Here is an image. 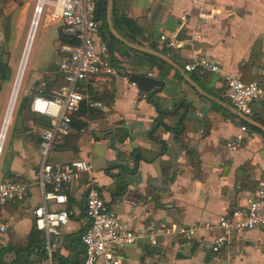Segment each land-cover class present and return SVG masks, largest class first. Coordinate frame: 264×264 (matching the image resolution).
<instances>
[{
	"label": "crops",
	"instance_id": "0c3cea01",
	"mask_svg": "<svg viewBox=\"0 0 264 264\" xmlns=\"http://www.w3.org/2000/svg\"><path fill=\"white\" fill-rule=\"evenodd\" d=\"M125 1L128 17L140 20L142 32L137 40L144 47L156 46L161 54L167 52L163 55L214 100L199 93L170 65L172 69L160 70L149 65L140 52L116 45L108 59L112 71L103 69L88 84L92 100L101 107L83 103L88 113L75 115L71 134L57 141L49 157L55 167L77 160L88 161L93 167L80 181L64 187L70 220L58 239L56 260L60 264H84L81 235L88 224L85 185L90 179L110 207L120 205L121 222L138 233L161 226L217 225L219 217L245 209L255 197L259 181L264 180V133L249 128L254 134L245 136L238 151L231 150L228 145L244 120L225 97L223 77L185 71L195 58L205 57L225 73L264 87V0H211L204 7L195 4L199 0ZM162 36L175 40L177 47L169 49ZM60 46L59 42V51ZM59 53L60 65L64 56ZM50 57L44 70L32 76L24 96L31 94L36 82L51 77L56 63ZM127 73L150 77L164 86L154 88L157 93L152 95L140 90ZM6 112L0 133L1 138L5 131L0 181L25 182L28 196L7 204L0 214V227L6 228L4 232L0 229V252L6 251L0 263L22 264L17 252L8 249L32 243L31 250L22 253L23 260L44 264L46 237L35 230L33 212L44 203L39 143L47 129L35 123L39 118L35 115L40 113L31 108V114L25 113L29 119L25 114L18 118L16 113L8 134L11 125L4 130ZM253 116L264 118V101L253 105L249 118ZM82 125L86 127L80 129ZM112 168L109 174L107 170ZM119 177L126 186L124 195L116 190ZM49 206L60 208L54 202ZM220 233L218 228L202 227L191 240L172 235L162 238L157 247L140 238L116 248L115 254L124 264H264V231L234 234L215 253Z\"/></svg>",
	"mask_w": 264,
	"mask_h": 264
},
{
	"label": "built area",
	"instance_id": "2783aa9c",
	"mask_svg": "<svg viewBox=\"0 0 264 264\" xmlns=\"http://www.w3.org/2000/svg\"><path fill=\"white\" fill-rule=\"evenodd\" d=\"M102 1L35 0L34 3L26 45L34 26H36V34L45 7L55 11L54 17L61 25L63 34L79 42L76 46H60V52L64 56L60 71L66 85L51 98L40 94L35 97L31 105L34 112L50 119V128L43 131L39 145L42 158L39 184L43 189L44 203L33 212L35 230L46 237L44 264H60L56 260V254L60 248L58 239L63 227L67 226L70 220V213L67 209L69 201L64 193V187L80 181L84 174H89L93 170L92 165L85 160L73 161L59 167L51 165L48 161L57 141L71 134L73 116L80 106L86 103L91 107H101L100 103L92 100L88 92V84L101 74L103 69L107 68L109 72L112 71L108 67L109 43L102 41L100 35L102 22L96 17L97 8ZM210 1L199 0L195 1V4L204 7ZM200 17L206 18L205 15H200ZM185 19V17L182 18L183 21ZM161 40L167 43L169 49L177 47V42L173 39L162 36ZM2 41L3 37L0 33V47ZM185 71L222 76L225 97L233 109L246 117L253 115L254 104L264 101V87L259 82L245 83L240 77L225 73L219 64L208 58H195L193 62L185 66ZM247 134L252 136L254 133L249 127L240 126L234 139L228 145L229 148L238 151ZM85 189L88 224L81 235V243L85 251L84 264H124L122 259L115 254V249L126 247L140 238L147 239L152 246L157 247L160 240L168 236L176 235L191 240L202 227L206 230L218 228L221 233L213 247V251L218 253L234 234L253 230L264 231V180L259 181L257 193L245 209H237L229 215L219 217L217 225L195 223L189 227L161 226L148 233H138L128 229L118 215L120 205L110 207L93 179L85 185ZM27 196L28 186L25 182L0 181V214L4 212L7 204L22 202ZM49 202H54L60 208H50ZM0 229L4 232L6 228L1 226Z\"/></svg>",
	"mask_w": 264,
	"mask_h": 264
},
{
	"label": "trees",
	"instance_id": "16d2710c",
	"mask_svg": "<svg viewBox=\"0 0 264 264\" xmlns=\"http://www.w3.org/2000/svg\"><path fill=\"white\" fill-rule=\"evenodd\" d=\"M114 2V7H113V15H112V19H113V25L116 29V31L123 37L125 38L127 41L133 43V44H138L143 46L142 43H140L137 40V35L139 33L142 32L141 28H140V20L139 21H134L132 19H130L127 15V7H126V1L125 0H113ZM11 0H0V20H3L6 18V12L5 9L10 5ZM96 17L98 21L102 22L101 28H100V34L103 40L107 41L109 43V50H110V54L113 55L114 53V49L116 47V45H123L120 41H118L110 32L109 26H108V22H107V1L103 0L96 11ZM58 41L60 42L61 45H78L79 42L75 39H71L67 36H65L62 32V30L60 29V31L58 32ZM128 48V47H127ZM150 48L152 50L158 51L157 47L154 45H150ZM131 51H134L130 48H128ZM137 52V51H134ZM139 53V52H137ZM142 54L146 60L148 61L149 65L153 66V67H158L160 70H165V69H172L169 65H167L163 60L148 55V54H144V53H140ZM163 54H167V52H163ZM53 73L51 75L50 78H45L43 82H36L31 94L29 96H23L21 98V101L19 103V107L17 110V116L18 118H21L24 116L25 113H32L31 112V104L33 102V100L35 99V97L39 96L40 94H43L46 97H53L57 91H59L63 86L66 85V81L64 79L63 74L60 71V65L58 66L57 64L53 65ZM12 77V68L10 67L8 62H5L4 59V51L0 50V95L3 89V83H7L10 82ZM180 77V74H179ZM261 84V83H260ZM262 85V84H261ZM89 108L85 105L82 104V106L80 107V109L78 110V112H76L73 116V119L75 117L76 114H79L80 116H86V114L88 113ZM35 116H38L39 118H35L34 121L35 123H39L40 126H42L45 129H49L50 128V120L46 117H44L43 115L40 114H36ZM253 119L256 122H259L261 124L264 125V118L259 117V116H253ZM242 123L249 127L250 129L260 133L261 135H263L262 130H260L259 128H256L250 124H248L245 121H242ZM74 124V121H72V126ZM86 125H82L80 129L85 128ZM40 145V143H39ZM121 158V156H120ZM109 169L107 170V172L110 174L111 171L113 170ZM122 169V168H121ZM119 183L116 186V190L121 194L124 195L126 193V186L125 183L123 181L122 177H119L118 179ZM36 234V232H35ZM31 241L32 237H31ZM32 243L29 244L28 247L26 248H9V251H15L18 254L17 260L19 262H22V264H27V262L25 260H23L24 256L22 255V253H24L25 251H30L31 247H32ZM6 251L3 250L0 252V262H2L3 260V256L4 253ZM85 253V251H84ZM1 264V263H0Z\"/></svg>",
	"mask_w": 264,
	"mask_h": 264
},
{
	"label": "rangeland",
	"instance_id": "374dc122",
	"mask_svg": "<svg viewBox=\"0 0 264 264\" xmlns=\"http://www.w3.org/2000/svg\"><path fill=\"white\" fill-rule=\"evenodd\" d=\"M34 3L35 0H15V2L8 7L6 11V18L0 20V33L3 37L0 50L4 51L5 62H8L12 68L11 80L5 84L3 83V89L1 92V95L3 94V96L2 104L0 105V131L10 97L13 93L12 89L14 88L13 86L16 80L15 77L17 76L16 74L18 73L24 58L27 46L26 40L33 16ZM54 14V10H48L47 7H45L44 14L40 19L32 48L28 56L27 66L24 71L21 87L19 88L20 92L13 111L11 129L9 128L8 134L9 132L10 134L12 133V125L14 124V118L16 116L19 103L21 98L26 94L32 76L37 74L40 70H44V64H46L50 56L52 61H55L58 66L61 61L60 51L58 50V32L61 29V25L58 23L57 18L54 17ZM25 118L29 119L30 115L25 114Z\"/></svg>",
	"mask_w": 264,
	"mask_h": 264
},
{
	"label": "water",
	"instance_id": "95a60500",
	"mask_svg": "<svg viewBox=\"0 0 264 264\" xmlns=\"http://www.w3.org/2000/svg\"><path fill=\"white\" fill-rule=\"evenodd\" d=\"M107 1V22H108V26L110 29V32L112 33V35L118 40L120 41L122 44H124L126 47L140 52V53H144V54H148L154 57H157L163 61H165L168 65H170L171 67L175 68L176 70H178L184 77L185 79L192 84L195 89L201 93L203 96H205L206 98L210 99V100H214L213 98H211L209 95H207L206 93H204L199 87H197L196 85H194L191 81V79L189 77H187L185 75V72L180 69L170 58H168L167 56L154 51L148 47H144L138 44H133L129 41H127L125 38H123L115 29L114 25H113V19H112V15H113V7H114V2L113 0H106ZM127 78L130 79L131 81H133L140 90L144 91V92H150L152 95H155L157 93V91H152L154 88H159V90L164 86L162 82L152 79L150 77H141V76H136L133 74H129L127 73ZM241 119H243L245 122H247L248 124L259 128L260 130L263 131L264 133V126L255 122L253 119L246 117L244 114H242L241 112H239L237 114Z\"/></svg>",
	"mask_w": 264,
	"mask_h": 264
},
{
	"label": "bare ground",
	"instance_id": "6f19581e",
	"mask_svg": "<svg viewBox=\"0 0 264 264\" xmlns=\"http://www.w3.org/2000/svg\"><path fill=\"white\" fill-rule=\"evenodd\" d=\"M35 27L36 26H34L32 32L30 34L29 41H28L29 43H28L27 48L25 50L23 61L21 63V66H20L19 71H18L17 76H16V80H15V84H14V88H13V93L11 95V99L9 101L7 112H6V124H5L4 130H6L7 126L11 125V122H12V119H13V111H14L16 100H17L18 95H19L20 81L22 79V76L24 74V71H25V68H26V65H27L28 56L30 54L31 46H32L31 45L32 44V39H34V37H35ZM4 132L1 134V138H0V140H1L0 141V156H1V153L3 152L2 141H3L4 137H5V133ZM0 133H1V131H0Z\"/></svg>",
	"mask_w": 264,
	"mask_h": 264
}]
</instances>
